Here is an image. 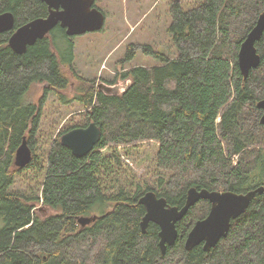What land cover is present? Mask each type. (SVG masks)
<instances>
[{"label": "trees", "instance_id": "trees-1", "mask_svg": "<svg viewBox=\"0 0 264 264\" xmlns=\"http://www.w3.org/2000/svg\"><path fill=\"white\" fill-rule=\"evenodd\" d=\"M12 11L17 23L44 16L38 0H0V13ZM168 34L177 58L168 59L150 45L145 55L161 64L130 69L132 87L119 97L97 90L95 82L79 78L73 69V44L63 37L39 41L23 54L0 36V264H264V193L247 212L232 222L228 236L210 252L203 245L188 251L187 237L211 209L200 201L178 223L179 237L162 255L160 228L151 223L139 203L142 190L127 186L109 194L108 183L122 167L119 149L139 144H159L156 166L168 179L149 187L171 206L182 208L191 188L246 193L264 187V125L258 108L264 100V36L257 44L262 64L245 78L238 67L241 44L264 13V0H206L185 11L178 1L171 6ZM68 41V48L63 43ZM132 45L127 62L134 60ZM80 82L75 100L85 107V128L91 122L102 129L101 141L83 158L53 143L46 164L39 205L25 195L10 192L15 177L33 168L13 167L23 139L37 136L44 100L25 101L33 84H46V95L62 91L71 80ZM77 128V127H75ZM74 128V129H75ZM68 132V131H67ZM112 150V151H110ZM131 185V184H127ZM37 206L52 210L38 216ZM97 216L82 226V217Z\"/></svg>", "mask_w": 264, "mask_h": 264}, {"label": "rangeland", "instance_id": "rangeland-1", "mask_svg": "<svg viewBox=\"0 0 264 264\" xmlns=\"http://www.w3.org/2000/svg\"><path fill=\"white\" fill-rule=\"evenodd\" d=\"M180 2L185 11H189L203 4L206 0H97L96 6L106 14V26L103 31L88 33L69 40L73 47V69L75 75L84 81L95 82L96 88L99 81L106 83L121 82L130 69L146 66L151 67L161 63L152 56L145 55L140 49L141 45H150L155 51L164 53L172 60L177 58V50L168 34L172 24L170 13L171 6ZM61 34V32H57ZM55 33L54 35H56ZM53 41V36L51 37ZM63 43V48H68V41ZM132 45L135 46L134 60L127 62L126 56ZM63 72L69 76V88L62 91L69 103L64 104L57 92L46 95V84H33L26 94L25 101L39 105L44 100L42 118L36 138L31 142L26 136L29 146L39 157L33 168L16 175L14 185L10 192L25 195L33 199L32 203L39 205L42 185L46 176V164L51 152L53 141L74 129L83 122L85 107L75 100L81 95L80 82L74 78L71 69L63 67ZM112 151V150H110ZM159 144L155 142L139 144L131 149H119L122 167H115V175L108 182L104 181L108 191V183L116 182L109 187V194H117L127 186L132 193H136L137 186L142 190L140 196L149 188H158L160 179H168V175L161 174L157 169L156 158ZM13 167L16 166V158ZM131 184V185H127ZM54 212L42 206H37L38 216H51ZM1 220V219H0ZM2 221V220H1ZM0 221V229L3 223Z\"/></svg>", "mask_w": 264, "mask_h": 264}, {"label": "water", "instance_id": "water-1", "mask_svg": "<svg viewBox=\"0 0 264 264\" xmlns=\"http://www.w3.org/2000/svg\"><path fill=\"white\" fill-rule=\"evenodd\" d=\"M50 8L48 18L33 20L23 26L11 39V47L17 54H23L28 45H34L37 40L45 38L50 31L61 23L67 30L68 36H81L88 33L100 32L106 23L105 14L95 7L96 0H43ZM13 29L10 14L0 16V34ZM264 36V13L260 14L256 24L250 30L241 44L238 53V67L245 78L251 71L262 64V57L258 52L257 44ZM132 79L127 78L115 84L99 81L97 90L107 96H123L131 87ZM258 108L263 111L261 123L264 125V100ZM102 129L95 122L85 128L69 130L61 136V143L71 150L74 156L83 158L91 153L102 139ZM33 160V151L25 137L16 152V165L26 168ZM264 193V187L246 193L231 191H210L191 188L187 200L181 209L171 206L167 199L159 197L155 191H148L139 199V203L146 208V214L141 222L142 232L146 233L151 223L160 228L159 247L162 255L169 247L176 245L179 233L178 223L187 215L189 210L200 201H208L211 209L208 216L198 221L185 242L188 251L203 245L206 252L215 248L222 239L226 238L232 227V222L245 214L257 195ZM97 216L82 217L79 222L85 226Z\"/></svg>", "mask_w": 264, "mask_h": 264}, {"label": "flooded vegetation", "instance_id": "flooded-vegetation-1", "mask_svg": "<svg viewBox=\"0 0 264 264\" xmlns=\"http://www.w3.org/2000/svg\"><path fill=\"white\" fill-rule=\"evenodd\" d=\"M40 3H42L43 5H45V7H46V14L44 15V16H40V17H36V18H33V19H31V20H29V21H26V22H22V23H17V16L15 15V13H13L12 11L10 12V11H5V12H1L0 13V16H2V15H5V14H10L11 15V17H12V21H13V29L12 30H10V31H8V32H5V33H2V34H0V36H2V35H5L6 36V42L8 43V46L12 49V51L14 52V53H16L14 50H13V48L11 47V45H10V43H11V39L13 38V36L18 32V30L20 29V28H22L23 26H26V25H28V24H30L31 22H33V20H35V19H39V18H48L49 16H50V8H49V5L45 2V1H43V0H38ZM97 1V0H96ZM95 7H96V2H95ZM103 12V11H102ZM104 13V12H103ZM105 14V13H104ZM105 16H106V14H105ZM105 26H106V23H105ZM105 26H104V28H105ZM104 28L101 30V31H103L104 30ZM57 32H61V34H59V33H57ZM55 33H57L56 35H54ZM94 33H96V32H94ZM66 35V36H65ZM54 37V36H58V37H63V36H65L66 37V39L67 40H71V39H73L74 37H78V36H68L67 35V30L65 29V28H63L62 26H61V23H59L57 26H55L51 31H50V33L45 37V38H43V39H39V40H37V42L36 43H38L39 41H42V40H45V39H51V37ZM82 36V35H81ZM62 39V38H61ZM60 39V40H61ZM59 40V41H60ZM35 43V44H36ZM34 44V45H35ZM34 45H28L27 46V49H26V51L23 53V54H25L27 51H28V49H29V47H32V46H34ZM17 54V53H16ZM23 54H20V55H23ZM262 111V110H261ZM262 115H263V111H262ZM262 115H261V117H262Z\"/></svg>", "mask_w": 264, "mask_h": 264}]
</instances>
